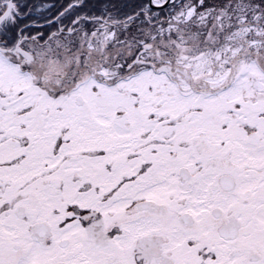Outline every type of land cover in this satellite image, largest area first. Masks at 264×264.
Listing matches in <instances>:
<instances>
[{"label":"snow or ice","instance_id":"6c2138e0","mask_svg":"<svg viewBox=\"0 0 264 264\" xmlns=\"http://www.w3.org/2000/svg\"><path fill=\"white\" fill-rule=\"evenodd\" d=\"M0 264H264V0H0Z\"/></svg>","mask_w":264,"mask_h":264}]
</instances>
